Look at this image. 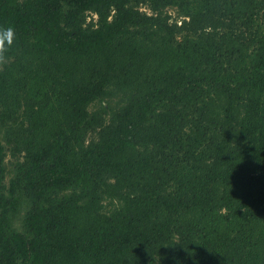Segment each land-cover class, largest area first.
<instances>
[{
  "label": "trees",
  "instance_id": "obj_1",
  "mask_svg": "<svg viewBox=\"0 0 264 264\" xmlns=\"http://www.w3.org/2000/svg\"><path fill=\"white\" fill-rule=\"evenodd\" d=\"M8 27L0 264H264V0H0Z\"/></svg>",
  "mask_w": 264,
  "mask_h": 264
},
{
  "label": "clouds",
  "instance_id": "obj_2",
  "mask_svg": "<svg viewBox=\"0 0 264 264\" xmlns=\"http://www.w3.org/2000/svg\"><path fill=\"white\" fill-rule=\"evenodd\" d=\"M14 40V30L12 27L6 29L0 28V64H3L6 60L5 53L12 45Z\"/></svg>",
  "mask_w": 264,
  "mask_h": 264
},
{
  "label": "rangeland",
  "instance_id": "obj_3",
  "mask_svg": "<svg viewBox=\"0 0 264 264\" xmlns=\"http://www.w3.org/2000/svg\"><path fill=\"white\" fill-rule=\"evenodd\" d=\"M171 15L174 16V14L171 12ZM23 213H24V209H22L20 211V214L18 215V219L14 222L13 226H18L19 225V221L21 220L22 216H23Z\"/></svg>",
  "mask_w": 264,
  "mask_h": 264
}]
</instances>
